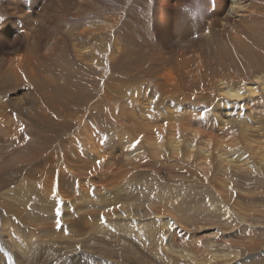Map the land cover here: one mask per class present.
Instances as JSON below:
<instances>
[{
    "label": "bare ground",
    "instance_id": "6f19581e",
    "mask_svg": "<svg viewBox=\"0 0 264 264\" xmlns=\"http://www.w3.org/2000/svg\"><path fill=\"white\" fill-rule=\"evenodd\" d=\"M65 1H69L67 11L72 14L70 29L61 24L58 37L40 41L41 27L49 33L50 20L54 19L51 14L55 15ZM215 2L210 12L209 0H132L122 11L111 12L109 7L97 6V0H46L38 15L32 13L27 18V13H22L18 17L24 25L18 33L0 24V170L27 169V176L42 187L37 189L42 197L38 193L39 204L33 209L30 199L13 205L0 201V252L6 257L0 256V264H140L135 255L118 248L119 232L125 233V228L131 245L145 246L147 236L135 219H150L168 227L171 244L182 240L181 226L170 214L177 213L173 201L149 191H127L124 183H131L136 174L149 169H164L171 179L182 183H187L189 176L200 175L214 192L228 197L234 208L241 198L236 199L230 191L229 172L250 170L255 177L244 179V186L262 182L264 132L252 130L249 123L240 124L239 117H252L264 110V0ZM5 46L9 48L3 49ZM228 58L231 61L227 62ZM252 58L259 64L249 67L247 60ZM239 63L247 64L244 73L233 69ZM138 85L145 87L142 94ZM200 96L199 106L210 108L213 116L210 112L197 114L194 108V113H159L166 104L181 108L194 105ZM28 99L35 107H27ZM130 102L137 111L128 110ZM117 105L120 107L114 113ZM220 114L237 118L223 122ZM19 117L27 118V131L18 129ZM92 117H122L118 132L124 123H131L137 134L125 142L120 135L116 141L110 135L112 138L100 147L92 140L89 127L100 131V122L94 124ZM194 117H217L223 133L213 137L206 132L200 142L199 131L208 121L200 128V119L196 123ZM77 146L87 157L78 154ZM104 183L106 191L113 192H98L102 201L99 210L107 211L103 215L87 211L93 206L81 203L83 196L70 199L77 188L86 192L91 184L100 188ZM4 185L0 179V188ZM51 195L54 200L77 204L75 214L64 208L67 236L52 229L60 225L61 214L54 215L46 208L47 203L53 205L48 198ZM3 196L11 198L13 194L7 191ZM15 216L17 222L12 221ZM102 218L111 224L107 228L114 234L105 231ZM99 220L100 228L90 229V222ZM34 230L39 233L34 234ZM97 233L105 235V240L98 239ZM240 242V247L250 248L258 241L248 237ZM87 243L104 251L97 252ZM227 243L221 242L209 254L195 250L191 257L198 264H230L229 255L220 251L230 246ZM167 251L175 253L172 248ZM117 256L126 261H116Z\"/></svg>",
    "mask_w": 264,
    "mask_h": 264
},
{
    "label": "rangeland",
    "instance_id": "374dc122",
    "mask_svg": "<svg viewBox=\"0 0 264 264\" xmlns=\"http://www.w3.org/2000/svg\"><path fill=\"white\" fill-rule=\"evenodd\" d=\"M45 1L44 0L43 1L42 0L40 1L31 0V3L33 2L34 3L30 5L29 0H0V6L4 7L3 10H0V15H3V16H0V24L3 23L1 26L6 27V25H8L9 29L13 28L14 32L18 33L24 27V25L22 26L23 18L21 20L18 17L19 16L21 17L23 15L22 13L24 14L27 13V18H31L32 13H34L35 16L38 15L42 10ZM129 1L131 2L132 0H97V6L100 5V6L109 7L110 8L109 11L111 12L113 11L115 12L117 10L122 11L124 7L130 3ZM209 1H210L209 11L212 12V10L215 9L216 2L215 0H209ZM2 3L6 5H3ZM68 4H69V1H65V4L61 7V9H58V12L55 13V15L54 13H52L54 16L51 14V16L54 17V19L50 20L51 22L53 21V23L51 25V28L48 34L45 32V29L41 27L42 34L38 36V39L40 41L46 42V41H50L53 38L58 37L59 35H58L57 30L58 29L60 30L62 28L61 24H63V29H67V28L68 30L70 29L71 23H72V17H71L72 14L67 11ZM1 11L3 13L7 11L8 15L6 13L4 15L3 13H1ZM11 13L13 14L10 15ZM49 24L50 23H47L48 26ZM261 40L264 42V32L261 36ZM30 42L31 41L29 40V43ZM6 47L9 48L8 46H5L3 49H7ZM250 57H252V54L250 55ZM229 61H231L230 58H228L227 62ZM247 61L249 62V67L252 64H253L252 66L259 64V62L255 58L249 59ZM246 65H247L246 63H239L237 67H234L233 69H236L238 73H244L245 69H247ZM139 87L143 89L144 86L138 85L137 88ZM142 89H139L141 90L139 91L141 92V94L145 90V87L143 90ZM147 90H149V86H147ZM21 92L22 93L25 92V89H22ZM202 96L196 99L197 103H195L194 105H192L193 104L192 103L190 106L187 105L184 108L178 107L177 105L169 106V104H166V106L161 107V110L164 108L163 110L164 111L166 110V111L164 112L163 110L162 111L160 110L159 113L166 115V114H170L169 110H173V113L176 114L177 112L178 114H181V112L183 111L193 112V108H194V111L197 112V114L200 112L201 113L210 112L208 115L213 116V112H211L210 108L208 107L203 108L202 106H199L201 104L200 101L203 98ZM172 97L173 96H171L170 99L174 100V97L173 98ZM259 97L260 96L253 97V98L258 99ZM253 103L256 104L255 101H253ZM127 104L126 105L129 108L128 110L136 109V105L134 106L132 102L127 103ZM215 104L219 105L218 102H216ZM34 105H35L34 101L32 99H28L27 107L33 108L35 107ZM119 107L120 105H117L115 106V108H113L114 113H115V110L119 109ZM261 108L264 109V107H261ZM260 117H264V110H262L259 115L252 114V117H249V116L239 117L240 124L249 123V126H251L252 130H256L257 132L262 133L264 132V120H260L259 122L258 119ZM194 118L196 119V120L194 119L196 123L200 119L197 123L199 125V122H201V124L199 125L200 128L203 125H205L208 121V125L206 126V128L203 130L202 129L203 127H202L201 130L199 131L198 138L200 139V142L203 141V137L205 136L204 133L206 132L211 133L213 137H218L219 134L221 135V133H223V129L221 130V128L219 127V124L217 123V122H220L218 121L217 117H199V119L198 117H194ZM236 118L230 117V116L224 117L221 115V121L223 122L235 120ZM92 119H93L94 124H97L98 122H100V125H99L100 131H98L95 128V126L91 127V125H89V127L91 128V132H92L91 133L92 140H95V143L98 142L100 147L103 146V144L106 142V139L108 137L112 138L110 135H113L112 139H114V141H116V139L118 138V135H120L122 138H124V142H125L126 140L130 139L131 137H134L137 134V132L134 131L133 133V131L131 130V123H124L122 127V132L120 133L118 132L120 129L119 126L121 122L123 121L122 117H102V118L92 117ZM18 122L20 125L18 129L27 131V129L24 127V123H27V118L19 117ZM236 122H239V121H236ZM180 129L182 130V127H180ZM207 130H210L212 132L207 131ZM229 132H232V131L229 130ZM123 133H125L126 135L122 136ZM102 134H107V137L105 139L102 138ZM235 134H237V132H235ZM98 138H100L99 139L100 141L98 140ZM261 143L263 144L264 140H262ZM76 149H79L78 154L82 156H86L87 153L83 149H81V146L80 148L77 146ZM245 151L247 150L245 149ZM88 154L93 155L92 153H89V152ZM18 156L20 157V154H17V157ZM0 163H1V160H0ZM240 172L239 174L238 172H231L232 175L229 172L227 175L229 176V181H227L229 183L228 185L231 186L230 191L234 193L235 197L240 196L241 198V200H238L239 204H237L235 208H234V205L231 204V201L227 200L228 197L224 198L220 196L219 194H217L216 192H214L212 188L206 182L204 183V180L200 175H198V177L194 176V178L189 176L190 178L188 182L182 183L179 180L171 179L169 177L171 175L168 174L166 171H164V169L162 170L149 169L146 172L136 174L134 176V180H132L131 183H124L128 185L129 187L127 191H130L131 189L133 191L137 190L138 192H143V193L149 191L158 197H163L166 201H169V202L173 201V204L175 206L173 210H177V213H172V212L171 213L169 212V213L173 214L172 216H174L178 220V223L181 226L179 228L184 234V237L182 240H179L171 244L172 242L169 236L168 227L165 228L164 226L150 219L149 220L145 219L144 222H141L139 219H135L136 223L142 226L144 235L147 236V242L145 246L140 248L138 245H131L127 240L128 236H127V231L125 228V233L122 231L119 232V236L121 237V240L119 241L118 248L125 249L130 254L135 255V257H137V259L139 260L140 264L143 262H149V264H198V262L193 257H191L193 251L196 250L199 253L209 254L213 252L219 246L221 242L228 240L227 244L230 243V246L223 247L220 251L222 252L221 255L223 253L226 255H229L230 264H264V174L263 176H261L262 177L261 179H263L262 182H259L257 184H255V182H250L249 185L245 184L244 186V183H243L244 179H247L248 177H251V179H253V177L255 176H252L250 170H243L244 173L242 171ZM239 177L241 178V180ZM0 179L6 182V185L0 188V201L2 204H10V205L20 204L23 201H26L28 199H30L29 203L32 209L39 204V200H40L39 198L42 196L38 190H41L42 187L40 184H38L37 181H36V184H34V181L31 180L30 177L27 176V169L19 168V169H10V170H0ZM109 179L111 178L109 177ZM201 179L203 182L202 181L199 182V180ZM230 181L232 185L230 184ZM110 185L114 186L115 183L110 182ZM233 185L236 186L235 189ZM247 185L249 188H247ZM105 186L106 185L104 183L102 187L97 188L91 184V186L89 187V191H86V192H84L82 189L77 188L76 192L72 193V196L70 197V199H72L74 196L76 198H81L83 196L81 199L83 200L85 199L86 201L82 200L81 203L85 202L86 205L93 206V207H87V211L94 210L93 212L100 213L101 215H103L107 211L105 212V210L104 211L101 209L99 210V206L101 204L100 202L102 201L97 198L98 192H101V194H105V192L107 193L113 192V191H108V190L106 191L107 186L106 187ZM75 187H77L76 184H75ZM238 187H239V190H238ZM242 188L244 189L242 190ZM7 191H10L13 194L11 198H7L3 196V194ZM28 193H32V195ZM35 194L37 195V197ZM241 195H244V196H241ZM23 196L25 198H23ZM45 197L47 196L45 195ZM249 197H251L252 199ZM48 198L53 200V205L52 203H49V204L47 203L46 208L52 209L51 213L53 212L54 215L57 214V212L61 214L60 225L57 224V226H55V224L52 223V221H49V223L51 226L54 224L55 227L52 226V229L57 233V235H60V233L62 235V232H63L62 236H67V234L69 233H67V230L64 229L65 226L67 225L65 224L63 215H64V212L68 210L67 208H70L68 213L70 214L77 213L74 210L77 204H74V202L69 201V200H66L67 203L64 202L65 200H62V199L54 200L53 199L54 197H52V195ZM31 201L33 203H31ZM57 201L59 205H57L58 204L56 203ZM93 202H95L96 204L92 205ZM54 204H56L58 208ZM245 204H247L248 206ZM30 205L29 207L27 205L28 210H31ZM156 206L163 207L162 205H156ZM232 207L235 209V211ZM38 208L41 209L40 207ZM58 209L60 210L58 211ZM34 210H37V209H34ZM74 217L76 216L74 215ZM88 219L90 218L88 217ZM102 219L106 221V226L104 224V227L107 228L111 226V224L108 225L109 222L107 221V219H104V218ZM165 219L169 220L170 218L166 217ZM12 221L17 222L16 216L12 218ZM115 221L116 220H113L111 222H115ZM99 223H100V220L95 223L91 221L90 229H99L100 228ZM163 225H164V219H163ZM106 228H105V231L112 232L110 234H114L112 229L107 228L108 229L107 230ZM12 231L15 232V229L13 228ZM12 231H9V233ZM12 233L10 234L12 235ZM15 233H13V235H15ZM33 233L38 234L39 232L37 230H34ZM204 236H207V237H204ZM90 237L94 238L93 235H90ZM105 237H106L105 235L97 233L98 239L105 240ZM248 237H250V239H256V241L258 242H256V244H252L250 248L240 247L239 246V244L241 243L240 241L242 239H248ZM13 239L17 240V237L13 236ZM82 240H85V239H82ZM87 244L97 252L104 251L102 248L91 245L90 243H87ZM169 248H172V250L175 251L173 255L169 254V252L167 251ZM217 254H218L217 256H221L220 253H217ZM77 255H75V257ZM88 255L89 257L93 256L90 254ZM0 256L3 258H6L4 251L0 252ZM235 257L237 258L235 259ZM115 260L121 261V262L126 261V260H123L122 257L120 256H117ZM80 262H81V259H80ZM65 264H69V263L67 262Z\"/></svg>",
    "mask_w": 264,
    "mask_h": 264
},
{
    "label": "snow or ice",
    "instance_id": "6c2138e0",
    "mask_svg": "<svg viewBox=\"0 0 264 264\" xmlns=\"http://www.w3.org/2000/svg\"><path fill=\"white\" fill-rule=\"evenodd\" d=\"M137 143H139V141H137Z\"/></svg>",
    "mask_w": 264,
    "mask_h": 264
}]
</instances>
